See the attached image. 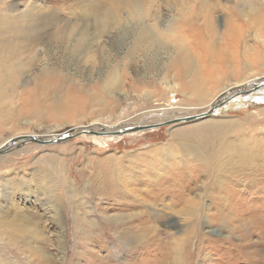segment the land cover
Masks as SVG:
<instances>
[{
    "label": "rangeland",
    "instance_id": "obj_1",
    "mask_svg": "<svg viewBox=\"0 0 264 264\" xmlns=\"http://www.w3.org/2000/svg\"><path fill=\"white\" fill-rule=\"evenodd\" d=\"M234 1L0 0V144L171 105L196 115L237 81L251 88L264 49L242 48L259 45L264 25ZM260 88L150 131L11 144L0 153V264H262Z\"/></svg>",
    "mask_w": 264,
    "mask_h": 264
},
{
    "label": "bare ground",
    "instance_id": "obj_2",
    "mask_svg": "<svg viewBox=\"0 0 264 264\" xmlns=\"http://www.w3.org/2000/svg\"><path fill=\"white\" fill-rule=\"evenodd\" d=\"M194 1V0H193ZM200 1H204V0H200ZM188 2V0H166V3L168 5H171V6H178L179 8H183L184 5H186ZM165 4V3H164ZM195 4V3H194ZM260 5H263L264 6V0H235L234 1V6L238 9V11L240 12V14L248 21V20H255L257 19L256 21H258L257 23L261 24V25H264V8L262 9V12L260 13L259 12V9H260ZM231 8V7H229ZM232 9V8H231ZM203 11V10H202ZM194 12V11H193ZM211 13V14H210ZM210 13H208V18L206 17V20L207 19H212L213 18V12L212 10H210ZM232 15L234 16V19H236L237 17H235L236 13H232ZM192 16V15H191ZM237 23L240 22L242 19H239L237 18ZM244 19V20H245ZM193 18H188V19H183V24L185 25V28H187L189 30V32L191 33L194 29H195V25L193 23ZM197 20V18L195 19ZM213 21V20H212ZM120 24V23H119ZM194 27V28H193ZM201 29V28H200ZM260 32V31H259ZM256 32L254 34V37L256 41H259V45L256 46V43L254 42V45L251 44V43H247L245 42L244 44V47L242 48L243 52L244 53H247L250 54L251 52L253 51H256L258 53H261V49L263 50L264 49V35L262 34V32ZM191 35V34H190ZM239 35H241L239 33ZM132 37H130L132 40L130 41H135V42H139L140 43V40L141 39H137L135 37H133L134 35H130ZM196 36V35H195ZM195 36H193V38H195ZM175 38V37H174ZM174 38H165L166 40L168 39V41H165V42H162L164 46L165 44L166 45H171L172 42H179L177 43L180 47L183 43H185V40L187 39H175V40H172ZM129 39V38H128ZM184 40V42L182 41ZM154 41V40H153ZM155 44H161L160 42H155ZM184 46V45H183ZM205 46V45H204ZM234 46V45H232ZM263 46V48H262ZM261 47V48H259ZM198 48V47H197ZM241 81H237V83L226 89V90H223L222 93L219 94V96H217V98L209 105V107L203 111H201L200 113H197L196 115H203L201 117H196L194 118L193 120H196V119H201V118H205V117H208V116H214L215 114H217L218 112L220 113L221 110H224L222 108V106H225V105H229L231 104V99H233L235 96H239V94H241L242 92V95L241 96H245L247 93H250L251 89H261L260 87H262V89H264V76L261 77V78H257L254 83L255 85L254 86H251L250 87H241L243 85V83ZM249 83V82H247ZM164 86L169 90V89H175L177 87V83L174 81V82H168L166 84H164ZM239 87V88H238ZM225 89V88H224ZM171 92V91H170ZM253 92V91H252ZM253 95L250 93L249 96H247V98H245L246 100L248 99H251L253 98L255 100L254 97H252ZM244 99V97H243ZM238 99L235 98V101H237ZM260 100V99H258ZM262 100V98H261ZM264 100V99H263ZM262 100V101H263ZM217 103V104H216ZM168 105H170L168 103ZM218 107V109H217ZM174 108L175 106L171 105L169 107H163V108H155V109H151V110H147L146 112H141L140 115L141 116H138L137 119L138 120H129L131 123L128 124L127 122H122V119H118L115 121V123H111V124H101V123H93L95 125H92L91 128L93 130H96V133H99V134H94V133H89V132H86L88 136H93V137H96L97 139L103 137L106 135L107 137H110V139L112 137H118L119 135L118 134H122V132L124 131H128V132H131V134H135L137 132H141V131H144V130H133V126L134 125H138V124H143V125H150V124H160V123H156V122H160V121H164V122H169L168 124H176V123H181V122H190V121H193V120H188V119H185L186 117L188 116H183L181 114V112H175L174 111ZM164 110V111H163ZM211 110H216L213 114L211 115H208L209 111ZM124 112V111H123ZM185 112V111H184ZM138 114V113H137ZM194 116V115H192ZM163 123V122H161ZM98 124H101V125H98ZM90 126V125H89ZM89 126H80L81 129L83 128H88ZM162 127V126H161ZM194 129V128H193ZM195 129H199V127L195 128ZM77 130H80L79 127L77 128ZM133 130V131H131ZM134 132V133H133ZM64 132L62 133H59V137L61 136V134H63ZM107 134H110L109 136ZM114 136H112V135ZM27 136H30V135H27ZM34 136L37 140H42V139H49V138H57L58 136H37V135H32ZM63 136V135H62ZM61 136V137H62ZM100 136V137H98ZM20 137V136H19ZM15 138H18V137H15ZM15 138H10V139H7L5 140L2 144H0V149H6L8 147L11 146V140L12 139H15ZM21 140V139H19ZM20 143V142H19ZM37 144V143H36ZM38 144H41V143H38ZM52 144V143H51ZM214 151V150H213ZM206 156V155H205ZM211 156V155H210ZM212 158V157H211ZM207 160V159H206ZM205 162V161H204ZM207 163V161L205 162ZM202 170V169H201ZM240 173V172H239ZM218 187V186H217ZM201 193V192H200ZM200 195V194H199ZM200 198V197H198ZM183 201V198L181 199ZM188 200V199H187ZM194 200V199H193ZM199 200V199H198ZM201 200V199H200ZM186 201V199L184 200ZM187 202V201H186ZM187 204V206L189 205V203H185ZM193 204V203H192ZM224 204V203H223ZM196 206V214H194L193 212V216L196 217L197 216V212H199V210H201V202H196L195 201V204ZM201 205V206H200ZM183 207L180 209L182 212H185V213H189L190 210H188V207L186 205H182ZM219 205H217L218 207ZM191 207V206H190ZM193 209V208H192ZM219 211H220V214L222 215L223 212H222V205L218 208ZM193 211V210H192ZM252 212V211H251ZM230 213V212H229ZM234 213V212H233ZM192 214V213H191ZM250 215V213H248ZM243 215V214H242ZM240 216V215H239ZM245 216V215H244ZM222 217V216H221ZM190 219H192V216L190 217ZM238 219V218H237ZM246 219V218H245ZM224 222V221H223ZM264 222V220H263ZM226 223V222H225ZM242 228V226H240ZM264 230V229H263ZM185 242V240H184ZM263 242V241H262ZM174 245V244H173ZM177 246H179V244H177ZM242 247V246H241ZM261 249L264 251V243L260 246ZM231 248V246H230ZM244 252V251H243ZM260 263L264 264V260H261Z\"/></svg>",
    "mask_w": 264,
    "mask_h": 264
},
{
    "label": "water",
    "instance_id": "obj_3",
    "mask_svg": "<svg viewBox=\"0 0 264 264\" xmlns=\"http://www.w3.org/2000/svg\"><path fill=\"white\" fill-rule=\"evenodd\" d=\"M217 104V103H216ZM218 109V107H217ZM216 111V110H215ZM214 110H211L209 111L208 115H211L215 112ZM226 111V110H224ZM203 115H194V116H188L186 117L185 119H188V120H193L194 118L196 117H201ZM169 122H163V123H160V124H150V125H143V124H138V125H134L133 126V130H151V129H157V128H160L161 126H164L166 124H168ZM82 127V126H81ZM81 127H79L80 130H77L78 127H71V128H68L67 130H64L62 132H64L63 134H61V136L53 139V138H49V139H42V140H37L34 136L30 135V136H20L18 138H15V139H12L11 140V144H18L19 142L23 143L25 141H29V140H34V141H37L38 143H41V144H49V143H54V142H62L63 140H67V139H71L73 138V136L76 135V133L78 132H83V133H86V132H89V133H94V134H99V133H96V130H93L91 128V126H89L88 128H83L81 129ZM131 130V131H133ZM61 132V133H62ZM128 133V131H124L122 132V134H118L119 136L118 137H122L124 135H126ZM21 139V140H19ZM5 150V149H4ZM3 149H0V153H2L4 151Z\"/></svg>",
    "mask_w": 264,
    "mask_h": 264
}]
</instances>
